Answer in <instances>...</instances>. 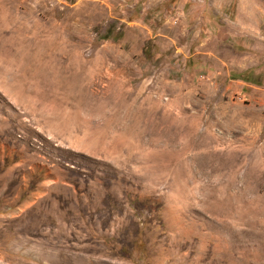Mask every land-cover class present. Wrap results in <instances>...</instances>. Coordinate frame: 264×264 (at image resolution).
<instances>
[{
    "label": "rangeland",
    "instance_id": "obj_1",
    "mask_svg": "<svg viewBox=\"0 0 264 264\" xmlns=\"http://www.w3.org/2000/svg\"><path fill=\"white\" fill-rule=\"evenodd\" d=\"M0 264H264V0H0Z\"/></svg>",
    "mask_w": 264,
    "mask_h": 264
},
{
    "label": "trees",
    "instance_id": "obj_2",
    "mask_svg": "<svg viewBox=\"0 0 264 264\" xmlns=\"http://www.w3.org/2000/svg\"><path fill=\"white\" fill-rule=\"evenodd\" d=\"M244 80H246V81H247V79H244Z\"/></svg>",
    "mask_w": 264,
    "mask_h": 264
}]
</instances>
